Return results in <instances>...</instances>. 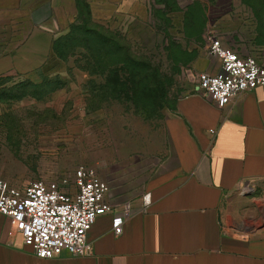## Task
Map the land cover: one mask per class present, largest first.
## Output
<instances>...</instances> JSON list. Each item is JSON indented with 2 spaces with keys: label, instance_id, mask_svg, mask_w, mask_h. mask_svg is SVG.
<instances>
[{
  "label": "crops",
  "instance_id": "crops-1",
  "mask_svg": "<svg viewBox=\"0 0 264 264\" xmlns=\"http://www.w3.org/2000/svg\"><path fill=\"white\" fill-rule=\"evenodd\" d=\"M184 1L176 0L178 10L166 12L171 27L178 17L176 26L185 30L189 8L203 3ZM46 2L0 0V75L17 57L35 63L18 67L25 73L49 59L12 50L31 42L42 49L52 44L55 36L44 24ZM108 2L126 13L145 9L139 0ZM136 4L138 8L130 7ZM212 26L239 54H257L264 43V6L249 13L231 9ZM201 48L196 74L217 71L219 58ZM6 122L0 119V128ZM164 125L170 151L147 181L150 202L145 203V193L117 199L111 186L108 198L114 210L97 216L90 228L92 254L36 256L22 234L13 231L11 218L0 212V264H264V84L238 94L224 107L198 87L192 89ZM244 182L250 189L242 193ZM125 208L129 214L123 232L116 235L112 218Z\"/></svg>",
  "mask_w": 264,
  "mask_h": 264
},
{
  "label": "rangeland",
  "instance_id": "rangeland-1",
  "mask_svg": "<svg viewBox=\"0 0 264 264\" xmlns=\"http://www.w3.org/2000/svg\"><path fill=\"white\" fill-rule=\"evenodd\" d=\"M46 1L44 24L53 36L62 38L71 23L80 24L93 12L99 25L125 38L148 79L136 90L107 87L98 96L95 82L106 76L86 63L84 47L59 58L52 44L14 46L15 53L49 59L25 73L18 67L35 63L17 57L0 75V119L8 121L0 128V177L17 185L34 178L59 183L78 165L96 164L120 200L145 193L149 177L170 151L164 124L180 99L197 88L194 62L200 47L207 49L203 30L231 9L249 13L264 6V0H202L182 30L178 17L171 27L166 14L178 10L175 0H139L145 6L140 13L116 10L109 0Z\"/></svg>",
  "mask_w": 264,
  "mask_h": 264
},
{
  "label": "built area",
  "instance_id": "built-area-1",
  "mask_svg": "<svg viewBox=\"0 0 264 264\" xmlns=\"http://www.w3.org/2000/svg\"><path fill=\"white\" fill-rule=\"evenodd\" d=\"M204 36L209 54L219 58L220 67L215 72L199 71L197 87L218 107L264 84V43L257 54L241 55L220 39L214 26L207 25ZM97 167L96 164H80L69 178L59 183L34 178L17 185L0 177V212L11 218L13 231L22 234L36 256L93 253L89 230L97 216L114 210L108 198L110 182L100 175ZM249 189V183L241 184L242 193ZM143 198L149 203L150 192ZM128 214L125 208L113 216L112 230L116 235L123 232Z\"/></svg>",
  "mask_w": 264,
  "mask_h": 264
},
{
  "label": "trees",
  "instance_id": "trees-1",
  "mask_svg": "<svg viewBox=\"0 0 264 264\" xmlns=\"http://www.w3.org/2000/svg\"><path fill=\"white\" fill-rule=\"evenodd\" d=\"M197 6L198 4L189 8L187 17L190 16L189 12ZM87 17L83 18L80 24L71 23L70 30L63 35V39L60 36L54 37L51 46L53 53L59 58H64L71 49L78 46L84 47L86 63L92 66L94 73L102 78L106 76V80L95 82L98 96H101L102 90L107 87L124 91L136 90V85L145 84L148 76L145 69L141 67L142 61L134 55L125 38L119 32L99 25L90 13ZM27 84L35 85L31 81Z\"/></svg>",
  "mask_w": 264,
  "mask_h": 264
}]
</instances>
